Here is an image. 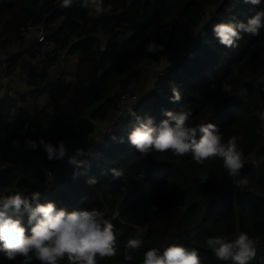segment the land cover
<instances>
[{"label": "trees", "instance_id": "trees-1", "mask_svg": "<svg viewBox=\"0 0 264 264\" xmlns=\"http://www.w3.org/2000/svg\"><path fill=\"white\" fill-rule=\"evenodd\" d=\"M104 3L110 11L94 18L82 0L63 9L59 0H0V35L7 34L0 49L23 28L44 22L51 56L39 49L29 53L30 58L41 57L48 67L56 65L60 52L68 51L78 62L75 77L63 75L56 84L44 86L45 75L37 81L30 74L29 85L37 86L30 93L35 102L28 103L18 92L14 97L0 95V165L6 167L0 169V194L39 192L41 203L54 202L69 212L101 210L114 224L118 251L99 264H123L130 239L144 242L131 264H142L150 248L163 250L172 244L198 249L201 264H222L207 239H232L240 232L256 242L249 264H264V29L259 36L243 34L236 48L220 44L212 30L218 23L246 21L264 10V3ZM149 40L164 50L146 54ZM174 88L181 95L178 102L171 99ZM41 96L46 98L43 107L37 103ZM123 96L126 103L121 105ZM132 108L157 124L167 118L164 110L191 111L193 125L211 122L224 141L240 138L245 162L241 174L248 183L237 186L219 158L201 165L191 154H141L127 140L136 119L129 114ZM111 121L107 132L98 133ZM41 138L57 145L63 141L67 156L82 149L77 159L85 163L76 167L64 159L49 160L42 148L28 149L27 140ZM14 140L19 149L13 147ZM112 168L122 169L124 175L113 179ZM47 171L53 175L48 177ZM203 174L209 178L201 184ZM93 178L97 183L90 184ZM24 223L27 227V215ZM20 260L8 261L0 253V264ZM59 264L72 262L65 257Z\"/></svg>", "mask_w": 264, "mask_h": 264}, {"label": "clouds", "instance_id": "clouds-1", "mask_svg": "<svg viewBox=\"0 0 264 264\" xmlns=\"http://www.w3.org/2000/svg\"><path fill=\"white\" fill-rule=\"evenodd\" d=\"M74 0H59V6L68 8ZM245 3L259 5L264 0H244ZM82 7L92 17H100L110 11L104 0H82ZM264 29V10L256 11L246 21L218 23L212 30L219 43L227 48H236L243 34L259 36ZM163 46L149 40L144 45L146 54L163 51ZM170 65V62H169ZM172 102H178L181 95L173 89ZM129 114L135 116V123L127 135L128 142L143 155L171 151L173 155L191 154L198 164H205L217 158L223 161L226 175L237 186L246 185L247 179L241 174L245 162L243 152L239 148V139L231 136L224 141L220 128L211 123H191V111L164 110L167 117L159 124L151 116H137L133 108ZM264 121V113L260 114ZM25 126L24 131H27ZM28 149L33 151L42 148L49 160H62L67 156V147L63 141L53 144L41 138L38 142L27 140ZM14 148L19 149L18 141H13ZM82 149L76 155L68 157V162L76 167L85 163L77 157L83 155ZM113 179L124 175L122 169H110ZM209 176L203 174L200 183ZM95 184L93 178L89 181ZM157 211L152 208V213ZM27 215V227L24 217ZM28 233V234H26ZM141 239H130L125 245L123 264H131L143 245ZM215 258L222 264H249L256 255V242L248 233L240 232L235 238L227 235L211 236L206 241ZM117 236L114 224L105 218L99 209L67 211L58 208L54 202L41 203V194L33 192L25 195L21 192L0 194V253L8 261H16L22 257L20 264H32L33 260L40 264H59L65 257L72 264H99L105 257L117 254ZM99 258V259H98ZM142 264H201L198 249L184 245L172 244L163 250L150 248L143 253Z\"/></svg>", "mask_w": 264, "mask_h": 264}, {"label": "built area", "instance_id": "built-area-1", "mask_svg": "<svg viewBox=\"0 0 264 264\" xmlns=\"http://www.w3.org/2000/svg\"><path fill=\"white\" fill-rule=\"evenodd\" d=\"M6 36L7 34L0 35V41H3ZM51 47L52 45L47 42V27L45 26L44 22H41L40 24H30L29 26L23 28L20 31L19 36L14 38L9 43L6 49H0V73L4 74L5 77L11 78L12 81L18 80L16 90H19L21 95L27 96L28 103H32L30 93L37 87H35V85H29L28 76L30 74H34L37 77V81L40 80L41 76L45 75L42 79V83L44 86L48 85L49 83L56 84L63 75H68L69 79H73L75 77L78 69L77 58L74 56H70L68 51L60 52L56 57V65H51L48 67L41 63V57H37L36 59L30 58L29 53L35 52L39 49L42 50L43 55L48 54L49 56H51ZM10 53H12V56H10ZM7 56H10V58L7 59ZM15 61H19V66L17 65L18 63H15ZM32 63L35 66H32ZM20 64L25 68H22ZM13 65L18 66L16 68V74L21 76L20 78L19 76L16 77L15 75H9L10 71L12 70L11 66ZM21 82L24 83L23 85L26 86L28 90L20 88ZM9 96L14 97L15 95L10 92ZM41 98L45 99L46 101L45 96H41L40 99ZM40 99L37 102L38 105H40ZM134 99L136 100L137 98L134 97ZM125 100L126 99L123 96L121 105L126 103ZM75 154L76 152L69 156H66L63 161L68 162V157L74 156ZM0 169L5 170L6 167L0 165ZM46 173L48 177H51L53 175L51 171H47Z\"/></svg>", "mask_w": 264, "mask_h": 264}, {"label": "rangeland", "instance_id": "rangeland-1", "mask_svg": "<svg viewBox=\"0 0 264 264\" xmlns=\"http://www.w3.org/2000/svg\"><path fill=\"white\" fill-rule=\"evenodd\" d=\"M10 56H12V53H10ZM10 56H7L6 58L8 59V58H10ZM22 56V55H21ZM19 60V59H18ZM167 62H169V61H167ZM15 63H18L17 65L19 66V61H15ZM24 63V62H23ZM165 64V62H163L162 64H161V66H163ZM32 66H35L33 63L31 64ZM18 66H16V65H13V66H11V71H10V73H9V75L10 76H16V77H18L19 75H17L16 73H17V71H16V68L18 67ZM20 66H22L21 64H20ZM22 68H25L24 66H22ZM20 71V70H19ZM154 75L153 76H155V73H153ZM21 76H19V78H20ZM17 84H18V80H11V78H9V77H5V75L4 74H1L0 73V95H5V94H8L9 95V93L10 92H12L14 95H15V93L16 92H18V93H20V91L19 90H16L17 88H16V86H17ZM24 83L23 82H21L20 83V88L21 89H26V90H28L27 89V87L26 86H24L23 85ZM9 92V93H8ZM32 100V102H35V100H33V99H31ZM46 104V101H45V99H43V98H41L40 99V105L43 107L44 105ZM127 108L128 107H126L125 108V110L124 111H126L127 110ZM122 113V110L120 111V114ZM113 121V120H112ZM112 121L110 122V123H107V124H105V125H102L101 127H100V130L98 131V133H100V132H107L108 131V128L112 125ZM116 122V121H115ZM116 129H117V127H116ZM251 159H254V157L253 158H251Z\"/></svg>", "mask_w": 264, "mask_h": 264}, {"label": "bare ground", "instance_id": "bare-ground-1", "mask_svg": "<svg viewBox=\"0 0 264 264\" xmlns=\"http://www.w3.org/2000/svg\"><path fill=\"white\" fill-rule=\"evenodd\" d=\"M90 169V168H89Z\"/></svg>", "mask_w": 264, "mask_h": 264}]
</instances>
